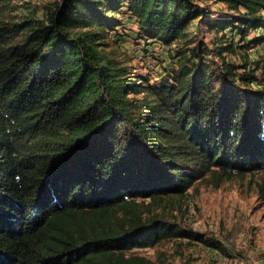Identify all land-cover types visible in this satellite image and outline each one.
Wrapping results in <instances>:
<instances>
[{"label":"trees","instance_id":"16d2710c","mask_svg":"<svg viewBox=\"0 0 264 264\" xmlns=\"http://www.w3.org/2000/svg\"><path fill=\"white\" fill-rule=\"evenodd\" d=\"M220 1L221 17L200 0L0 3V264H147L127 249L203 241L152 203L264 172V55L247 53L264 0ZM118 14L176 42L160 81L118 51Z\"/></svg>","mask_w":264,"mask_h":264},{"label":"rangeland","instance_id":"374dc122","mask_svg":"<svg viewBox=\"0 0 264 264\" xmlns=\"http://www.w3.org/2000/svg\"><path fill=\"white\" fill-rule=\"evenodd\" d=\"M49 1L52 0H0V3L17 7L14 10L17 16L39 7L37 15L41 16L42 5ZM200 4L219 12L216 17L227 11L220 0H200ZM118 17L121 24L112 34L121 37L122 48L118 46V51L129 58L130 70L147 76L150 82L160 81L174 64L170 54L176 42L172 47L157 41L147 42L135 35L138 27L132 17L127 14ZM194 35L204 39L207 46L214 39V31H208L205 25L202 31H194ZM255 35L260 32L251 30L245 41ZM247 53L251 59L264 55V42L251 46ZM262 181L264 172L260 171L225 179L218 187L205 179L196 180L183 195L167 196L152 203L150 213L195 231L203 241L169 237L152 246L129 248L127 255L142 258L147 264H264V193H258L257 188Z\"/></svg>","mask_w":264,"mask_h":264}]
</instances>
